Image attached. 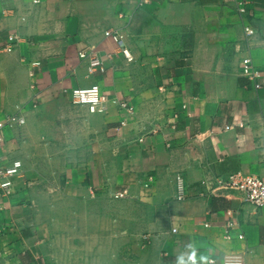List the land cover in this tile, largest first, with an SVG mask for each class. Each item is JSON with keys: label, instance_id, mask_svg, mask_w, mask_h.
Masks as SVG:
<instances>
[{"label": "crops", "instance_id": "1", "mask_svg": "<svg viewBox=\"0 0 264 264\" xmlns=\"http://www.w3.org/2000/svg\"><path fill=\"white\" fill-rule=\"evenodd\" d=\"M245 3L259 89L239 74L246 41L234 0H0V47L20 36L0 49V118L25 116L0 144L4 163L20 161L0 203V264H109L116 187L144 209L167 264H264V208L234 189L201 195L199 183L237 171L264 177V0ZM107 29L125 35L133 61ZM80 50L114 55L103 75L87 76ZM84 87L133 113L71 103L70 91ZM228 211L242 238L224 237Z\"/></svg>", "mask_w": 264, "mask_h": 264}, {"label": "built area", "instance_id": "2", "mask_svg": "<svg viewBox=\"0 0 264 264\" xmlns=\"http://www.w3.org/2000/svg\"><path fill=\"white\" fill-rule=\"evenodd\" d=\"M30 4H40L42 0H25ZM148 0H139L141 3H145ZM235 9L243 21L244 38L246 41V53L240 58L239 74L247 78L249 85L254 89H259L263 86L262 84V72L257 68L252 61L250 55V38L255 34V28L253 25L247 22V10L248 7L245 0H234ZM104 35L109 38L112 42L118 45L119 52L124 56L126 61H133L134 57L130 52V49L124 45L123 40L125 35L118 29H107ZM20 36L18 34H9L0 49L3 51H12L16 44L19 42ZM113 52L106 54V57H101L98 54L90 50L78 51V57L85 62V72L87 76L91 75H103L107 71L106 60L112 58ZM39 65V61L30 62L32 67L30 75L34 74V69ZM71 103L73 104H84L91 113L103 114L106 112L111 102H116L119 108L126 114L130 115L133 113V106L126 100L109 97L107 93L100 90L97 87H84L75 88L69 93ZM25 123V116L21 112L7 113L0 118V144L4 141L3 130L7 126H20ZM242 125V124H240ZM231 125H227L225 128H231ZM4 158L0 154V203L1 199L9 195L13 188V176L17 173L20 166L19 160L11 161L10 165L4 163ZM200 185L204 188L200 194H215L218 191L234 189L237 190L243 199V201L249 202L258 208H264V177L245 174L241 171L230 173L226 176L216 177H205L200 180ZM126 189L117 191L114 196L122 197L127 192ZM186 197V188L183 181V177L178 174L176 176V199L182 200ZM228 218L225 221L224 237L226 239L242 238V233L233 234L234 219L231 215L232 212L228 211ZM209 262H213L210 259Z\"/></svg>", "mask_w": 264, "mask_h": 264}, {"label": "rangeland", "instance_id": "3", "mask_svg": "<svg viewBox=\"0 0 264 264\" xmlns=\"http://www.w3.org/2000/svg\"><path fill=\"white\" fill-rule=\"evenodd\" d=\"M117 188L114 191H120ZM115 193L110 196L109 264H167V260L161 253L163 251L155 247L153 237H150L152 231L148 226V221L140 216L144 209L132 202L135 196L131 197V194L126 193L122 197H115ZM117 201L121 202L120 205ZM119 206L120 209L124 208L121 211L125 212V221L121 220L122 225L120 226L118 225L120 219L117 217ZM94 235L97 236L94 239V251L96 252V249L101 247L102 240L101 233L97 229H94ZM94 255L98 256V258L94 256L96 261L101 260V254L95 253Z\"/></svg>", "mask_w": 264, "mask_h": 264}]
</instances>
